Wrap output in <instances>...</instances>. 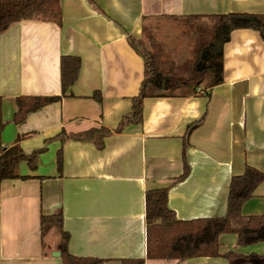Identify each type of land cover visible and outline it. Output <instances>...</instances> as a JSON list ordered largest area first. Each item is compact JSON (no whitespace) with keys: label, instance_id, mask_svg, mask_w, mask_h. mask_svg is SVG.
Segmentation results:
<instances>
[{"label":"crops","instance_id":"1","mask_svg":"<svg viewBox=\"0 0 264 264\" xmlns=\"http://www.w3.org/2000/svg\"><path fill=\"white\" fill-rule=\"evenodd\" d=\"M60 24L23 20L0 31V151L18 139L26 154L43 149L25 179L0 183V264H61L54 228L40 217L61 213L68 251L121 264H227L224 258L146 259L145 192L167 188L177 220L223 218L232 177L250 166L264 174V41L234 30L223 47V82L207 95L146 97L138 124L132 110L144 61L131 41L160 20L228 13L264 15V0H60ZM80 59L61 96L60 58ZM199 90L203 91L200 87ZM97 93L98 97H93ZM200 93V92H199ZM59 97L18 124L19 97ZM105 128L102 148L69 136ZM61 154V171L57 153ZM183 155L188 173H183ZM264 216V181L241 207ZM264 256V241L237 246L219 236V253Z\"/></svg>","mask_w":264,"mask_h":264},{"label":"trees","instance_id":"2","mask_svg":"<svg viewBox=\"0 0 264 264\" xmlns=\"http://www.w3.org/2000/svg\"><path fill=\"white\" fill-rule=\"evenodd\" d=\"M60 0H0V31L23 20L51 21L60 24ZM182 20L195 38L192 50L191 72L187 79L174 63H160L156 46L152 50L143 46L142 40H132L131 45L143 58L144 78L131 112L123 117L117 130L142 120L141 103L146 97H190L207 95V90L223 82V47L234 30L255 31L264 41V15L228 13L210 16H186ZM80 69V59L74 56L60 58L61 96L75 83ZM200 87L203 88L199 90ZM200 92V93H199ZM98 97V94H93ZM59 97H19L13 122H22L28 113L56 102ZM110 132L101 127L69 136L78 141H92L102 148V139ZM17 139L13 145L0 151V183L4 180L25 179L18 167L26 162L35 168L37 156L44 151L30 154L22 151ZM182 180L188 173L183 155ZM57 169L61 171V154L57 153ZM264 181V174L245 166L241 175L232 177L227 199V213L223 218L177 220L167 207V188L145 192L146 259L184 261L194 258H224L227 264H264V256L242 255L236 252L219 253V236L234 234L237 246L245 247L264 241V216H241V207L252 198L256 188ZM61 213L40 217L41 236L54 228L59 236L58 250L61 264H102L96 258L77 257L69 253V234L63 230ZM121 264H144V259H124Z\"/></svg>","mask_w":264,"mask_h":264},{"label":"rangeland","instance_id":"3","mask_svg":"<svg viewBox=\"0 0 264 264\" xmlns=\"http://www.w3.org/2000/svg\"><path fill=\"white\" fill-rule=\"evenodd\" d=\"M144 31L143 46L152 50L156 46L160 63H174L187 79L192 66L195 38L183 20H160Z\"/></svg>","mask_w":264,"mask_h":264},{"label":"water","instance_id":"4","mask_svg":"<svg viewBox=\"0 0 264 264\" xmlns=\"http://www.w3.org/2000/svg\"><path fill=\"white\" fill-rule=\"evenodd\" d=\"M52 256H54V257H59V256H60V253H59V252H54V253L52 254Z\"/></svg>","mask_w":264,"mask_h":264}]
</instances>
